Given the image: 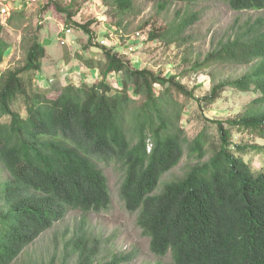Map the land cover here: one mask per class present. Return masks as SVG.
Instances as JSON below:
<instances>
[{
  "label": "trees",
  "instance_id": "trees-1",
  "mask_svg": "<svg viewBox=\"0 0 264 264\" xmlns=\"http://www.w3.org/2000/svg\"><path fill=\"white\" fill-rule=\"evenodd\" d=\"M102 1L117 16L134 8L133 0ZM152 1L164 10L180 0ZM185 1V9L149 31L150 40L189 42L183 33L197 13L190 9L193 0ZM225 1L236 11L264 12V0ZM48 4L64 15V26L96 35L90 21L74 20L73 3L47 0L43 8ZM24 8L10 14L7 23L26 28ZM21 45L22 60L0 72V264L15 263L70 209L86 214L109 207L100 163L120 170L119 196L125 208L136 212V225L149 237L150 251L157 256L170 253L169 264H264V169L251 168L243 158L264 153V145L233 139L237 132L264 140L263 16L235 21L231 33L212 42L201 60L188 59L181 74L133 68L117 50L104 48L103 60H83L86 67L99 70L98 81L66 83L53 98L34 85L45 53L36 29L22 36ZM9 46L0 38V63ZM226 63L248 69L213 82L202 98L178 78L190 69ZM111 73L120 77L117 86L108 81ZM226 87L257 96L239 116L207 119L215 124V141L209 142L207 126L188 141L180 126L183 108L175 96L213 103ZM185 145L196 163L159 188ZM72 251L76 264L119 261L94 263L82 236L72 243Z\"/></svg>",
  "mask_w": 264,
  "mask_h": 264
},
{
  "label": "rangeland",
  "instance_id": "rangeland-1",
  "mask_svg": "<svg viewBox=\"0 0 264 264\" xmlns=\"http://www.w3.org/2000/svg\"><path fill=\"white\" fill-rule=\"evenodd\" d=\"M112 0H109V2ZM62 4L73 3L74 20L79 24L90 21V35L81 27L72 26L71 40L62 44L61 27L64 26V15L54 11L50 4L45 9L47 0H0V8L6 7L8 13L0 11L2 26L0 38L9 43L0 72L17 65L23 58L21 38L33 32L39 34L45 53L41 60V71L34 79V85L55 97L62 85L66 83L92 84L101 77L97 68L86 67L84 59L103 60L104 48L117 50L123 60L133 68L147 67L161 71L165 75L181 74L188 68V59L200 60L212 48V42L231 33L234 22H242L248 18L263 16V11H236L229 7L225 0H193L190 3L192 12L197 13L194 23L183 33L188 36V43L177 42L167 44L155 38L150 40L151 29L164 25L186 7V1H174L166 9L160 10L152 0H133V11L116 15L112 6L102 0H61ZM26 9V28L22 25L16 29L7 23L10 14ZM42 8V9H41ZM118 23L120 26L118 27ZM38 25L41 26L38 29ZM136 32H139L137 35ZM104 40L105 43H101ZM131 47V48H130ZM248 69L247 65H211L205 68L184 72L178 78L195 96L202 98L209 93L213 82L226 78H235ZM119 75L109 74L108 81L118 85ZM159 90L160 86L155 85ZM257 96L252 91H238L226 87L213 103L176 95L175 99L182 105L180 126L182 135L192 140L195 135L206 128L209 142L215 141V124L209 120H226L239 116ZM243 138L250 143L263 144L264 140L248 133H234L233 139ZM150 146V145H149ZM207 154L210 150L207 149ZM253 169H264V153L251 152L243 157ZM197 159L188 154L187 146L179 162L163 174L159 188L163 182L179 178L196 163ZM108 182L111 196L107 209L99 212L83 213L70 209L66 215L53 223L52 227L41 233L30 243L15 263L12 264H76L77 253L72 251V243L78 236L93 253L94 263H105L118 258V264H169L170 253L157 256L149 249V237L136 225V212H129L119 196L122 174L111 163H100Z\"/></svg>",
  "mask_w": 264,
  "mask_h": 264
},
{
  "label": "built area",
  "instance_id": "built-area-1",
  "mask_svg": "<svg viewBox=\"0 0 264 264\" xmlns=\"http://www.w3.org/2000/svg\"><path fill=\"white\" fill-rule=\"evenodd\" d=\"M0 11H1L2 14H4V13L7 14L8 13V10H7L6 7L0 8ZM61 33H62V36H61L60 41H61L62 44H66V43H68L71 40V36L73 34V30H72L71 27L62 26L61 27ZM136 33H137V35H139V32H136ZM101 43H105L104 40H101Z\"/></svg>",
  "mask_w": 264,
  "mask_h": 264
}]
</instances>
